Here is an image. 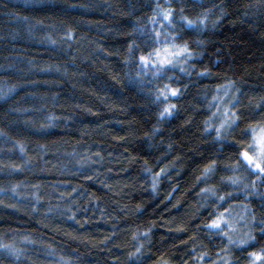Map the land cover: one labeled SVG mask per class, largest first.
Segmentation results:
<instances>
[{"label": "trees", "instance_id": "obj_1", "mask_svg": "<svg viewBox=\"0 0 264 264\" xmlns=\"http://www.w3.org/2000/svg\"><path fill=\"white\" fill-rule=\"evenodd\" d=\"M167 4L0 0V264H248L264 248V180L238 166L264 125V0ZM165 36L191 58L154 76L140 57ZM165 87L180 94L155 102ZM226 87L237 121L217 139ZM244 205L236 249L207 226Z\"/></svg>", "mask_w": 264, "mask_h": 264}, {"label": "snow or ice", "instance_id": "obj_2", "mask_svg": "<svg viewBox=\"0 0 264 264\" xmlns=\"http://www.w3.org/2000/svg\"><path fill=\"white\" fill-rule=\"evenodd\" d=\"M161 2L167 4V0H161ZM167 6L170 8V4H167ZM157 7L159 8V4L157 5ZM158 15H162L163 21L166 22L161 24V30L156 33V36L160 37L161 35H163V29L168 25L174 23V16L171 11L165 13H158ZM153 22L154 23L156 22V17H153ZM199 23L203 24L204 21L201 20L199 21ZM184 27L193 28L194 22L186 19ZM161 43L165 45L162 50L157 49L154 54L149 53L148 57L145 56L140 57V64L142 67L151 66L156 69V71L153 73L154 76L157 75L162 76L163 73L168 68L177 67L180 60L187 61L189 58H191V53L188 51V47L186 44L181 46L176 43H172L169 41V38L167 36H165L164 40L161 41ZM132 47H133L132 45L129 46L130 51ZM161 51H163V53H165L166 55L164 56L163 59H160L158 63H153L152 60L153 55L159 57ZM181 71H185V69L181 68ZM200 75H205V73H200ZM179 94L180 93L178 89H172L169 92L167 87H165L159 92L155 102H160V103L169 102L170 97H176ZM234 106L235 105H233V107ZM175 107L176 105L174 103H168V106L163 107L162 111L160 112L161 119H167L168 117L174 115ZM258 107H260V105H258ZM228 115L231 116V119L226 121L225 124L221 125V128L223 129L231 128L234 125H236V121H237L236 114L229 113ZM216 131H217V139H221L222 138L221 129H216ZM20 151L23 152V148H21ZM250 152H252L253 154L249 155ZM238 166L241 167L245 172L256 175L258 180H264V136H260L259 138H257L256 135H252V142L249 143L247 150L241 153V157H238ZM212 170H213L212 167H209L208 169H206V172H211ZM229 183L237 184L238 181L233 179L230 180ZM205 191L208 190L206 189ZM229 195H231V193H229ZM219 199L221 201H225L226 197L221 196ZM222 218H223V214L221 215V219ZM207 227L214 230L212 232L213 235H220L221 232H223L227 227V224L226 222L221 223L219 221H214L212 224L208 225ZM262 231H264V229H262ZM228 242L233 246H235L237 243L236 241H233L231 239H229ZM250 242H251V238L249 240L241 241L240 243L241 245H245ZM137 251H139V249ZM4 253H7L9 255L12 254L11 251L8 249V246H4V248L0 250V255H3ZM257 259H261V257H257Z\"/></svg>", "mask_w": 264, "mask_h": 264}, {"label": "rangeland", "instance_id": "obj_3", "mask_svg": "<svg viewBox=\"0 0 264 264\" xmlns=\"http://www.w3.org/2000/svg\"><path fill=\"white\" fill-rule=\"evenodd\" d=\"M163 47L161 48L158 47L157 49L162 50ZM164 56L165 55L163 51H161V54L159 57H156L155 55H153L152 57L153 63H158L160 59L164 58ZM179 63L180 64L178 65H184V67H186L188 60L187 61L180 60ZM234 103H235V96L233 95V91L230 87L223 88L221 91V94L217 95L216 98L214 99V103H213L214 123L212 124H214L217 129H221V132L229 129V128L223 129L221 128V125L225 124L226 121L231 119V116L228 115L229 113H235V110L233 108ZM252 135H256L257 138H259L260 136H264V125L258 128H255L254 131H252L251 142H252ZM252 154H253L252 152L249 153V155H252ZM222 214H223V218L221 219ZM222 214H220L215 221H219L221 223L226 222L227 227L225 228L224 233H226V236L228 238L227 242L229 241V239L236 241L237 243L235 246L231 244L236 249H241L244 246H247L249 243L245 245H241L240 242L244 240H249L250 238L252 240L253 238L252 228H251L252 220L250 219V216H249L250 209L248 208V206L244 205L240 207L230 208ZM263 249H261L256 254H254L252 256V260L248 264H264V257L261 254ZM257 257H261V259H257ZM222 258L224 259L223 255H221L220 259H218L214 263L220 264L221 262H225L221 260Z\"/></svg>", "mask_w": 264, "mask_h": 264}, {"label": "bare ground", "instance_id": "obj_4", "mask_svg": "<svg viewBox=\"0 0 264 264\" xmlns=\"http://www.w3.org/2000/svg\"><path fill=\"white\" fill-rule=\"evenodd\" d=\"M0 190L3 191V192H5V190H3V189H1V188H0Z\"/></svg>", "mask_w": 264, "mask_h": 264}]
</instances>
